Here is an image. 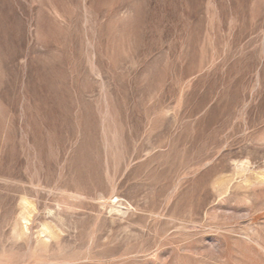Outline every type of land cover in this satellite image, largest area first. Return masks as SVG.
I'll list each match as a JSON object with an SVG mask.
<instances>
[{"label":"rangeland","instance_id":"obj_1","mask_svg":"<svg viewBox=\"0 0 264 264\" xmlns=\"http://www.w3.org/2000/svg\"><path fill=\"white\" fill-rule=\"evenodd\" d=\"M0 264H264V0H0Z\"/></svg>","mask_w":264,"mask_h":264}]
</instances>
